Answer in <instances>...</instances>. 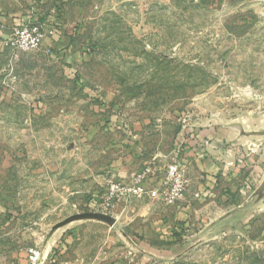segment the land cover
<instances>
[{
    "label": "rangeland",
    "instance_id": "rangeland-1",
    "mask_svg": "<svg viewBox=\"0 0 264 264\" xmlns=\"http://www.w3.org/2000/svg\"><path fill=\"white\" fill-rule=\"evenodd\" d=\"M47 1L60 9L56 42L21 52L5 42L39 0H0V264H264V196L253 197L264 136L242 135L264 127V0ZM204 127L226 129L217 162L230 180L195 197L182 138ZM125 140L142 149L140 169L183 173L192 206L175 244L116 213L156 200L101 205L122 181L111 162ZM84 212L114 224L57 226Z\"/></svg>",
    "mask_w": 264,
    "mask_h": 264
},
{
    "label": "crops",
    "instance_id": "crops-1",
    "mask_svg": "<svg viewBox=\"0 0 264 264\" xmlns=\"http://www.w3.org/2000/svg\"><path fill=\"white\" fill-rule=\"evenodd\" d=\"M39 4V8L42 10L39 13L44 14L46 16L45 19L48 17H56V19H58L60 9L57 10V7L50 1L39 0ZM59 4H61V6L65 5L62 3ZM39 13H36L37 15H35V17L39 16ZM20 17H22V15H20ZM6 34L7 32L4 30H2V32L0 31V43H2V39L7 36ZM46 42L51 46L54 45L52 43L53 41L47 40ZM1 46L2 45L0 44V48ZM225 132L226 129L223 130L213 127H204L198 130H189V134L186 133V138H182L184 139L182 163L184 164V171L186 174H189V172L192 174V176L190 175L189 177L188 175L186 177H188V186L191 187L194 185L193 190L195 192L192 194H194L195 197H200L201 195L205 196L212 191L216 192L218 188H221L224 180H230V175H224V168L222 169L219 162H217L219 159H224L226 151L222 150L223 140L221 139L217 141L216 137L219 138L224 135ZM214 138H216V140ZM215 142H217V145H214ZM123 147L125 148V151L122 155L118 157L117 160L111 162L112 175L119 180L127 179L132 172L140 169L141 165L144 164L143 155L140 153L142 149L140 150V146L138 144L126 141L123 142ZM161 169L163 168H153V173L150 175V179L148 178L151 184L148 183V186H151L152 184L156 185V181L160 179L162 175V171L160 172ZM184 200L185 201L171 204L169 206H166L165 204L163 205V203L160 204V202L157 201L159 205L167 207L164 209L157 206V211L160 209V219L157 221H155V219L149 220L146 217L147 211L144 209V207H147V210H149V206L156 203V201H152L144 207H137L140 200L135 199L130 201L128 204H125L124 207L119 208L117 206L118 209L116 208V210L118 211H116V213L119 212V215L122 214L124 220L127 221L125 224L133 227L138 224V220H142L144 218L145 222L143 226L138 225V229L140 230V233L143 234V237H154L155 239L164 240V242H173L175 244L178 240H180V233L177 228L188 224H185L183 220L184 217H186V213L189 212L188 209L192 206V202H190L189 189L186 190V198ZM178 215L180 217H178ZM115 227L116 224L112 228ZM150 233L152 234L150 235Z\"/></svg>",
    "mask_w": 264,
    "mask_h": 264
},
{
    "label": "built area",
    "instance_id": "built-area-1",
    "mask_svg": "<svg viewBox=\"0 0 264 264\" xmlns=\"http://www.w3.org/2000/svg\"><path fill=\"white\" fill-rule=\"evenodd\" d=\"M58 22V24H57ZM59 21L56 17L39 21L34 16L25 19L19 27H16L10 38L5 42L12 51H33L40 48L47 40L55 41ZM153 173L152 167L146 165L139 171L132 173L124 181L110 183L101 205L112 208L118 201H127L135 197H148L166 204H174L180 201L186 190V182L178 164L167 166L162 175L160 184L147 189L144 183L147 177ZM37 255L30 257L33 261Z\"/></svg>",
    "mask_w": 264,
    "mask_h": 264
},
{
    "label": "water",
    "instance_id": "water-1",
    "mask_svg": "<svg viewBox=\"0 0 264 264\" xmlns=\"http://www.w3.org/2000/svg\"><path fill=\"white\" fill-rule=\"evenodd\" d=\"M242 135H244V136H264V127H263V129L257 130V131H247V132L244 131ZM255 196H257V197L258 196L259 197L264 196V177H263L260 185L258 186V188H256L255 191L253 192V197H255ZM86 218L105 221L111 226H113V224H114V220L110 216H107L105 214L96 213V212H84V213L76 214L71 218L65 219L64 221L59 223L57 226H61L63 224H66L69 221H71L72 219H86Z\"/></svg>",
    "mask_w": 264,
    "mask_h": 264
},
{
    "label": "trees",
    "instance_id": "trees-1",
    "mask_svg": "<svg viewBox=\"0 0 264 264\" xmlns=\"http://www.w3.org/2000/svg\"><path fill=\"white\" fill-rule=\"evenodd\" d=\"M58 34V33H57ZM56 42V40L55 41H53L52 43L54 44Z\"/></svg>",
    "mask_w": 264,
    "mask_h": 264
}]
</instances>
